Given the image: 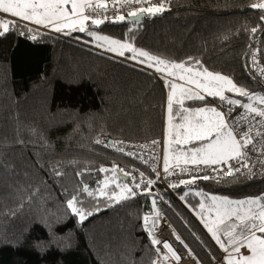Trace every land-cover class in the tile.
Wrapping results in <instances>:
<instances>
[{
    "label": "trees",
    "instance_id": "trees-1",
    "mask_svg": "<svg viewBox=\"0 0 264 264\" xmlns=\"http://www.w3.org/2000/svg\"><path fill=\"white\" fill-rule=\"evenodd\" d=\"M252 2L178 0L160 15H143L139 24L126 19L87 26L97 35L127 40L174 62L195 58L203 68L232 78L250 93H264L251 61L252 53L264 59V25L255 34L245 30L261 24V13L250 7ZM22 30L24 22L0 37V264H149L156 256L143 228V217L155 216L149 196L115 203L99 190L107 179L108 194L118 193L116 185L128 183L137 170L152 176L95 141L159 140L166 98L163 80L128 63L129 53L115 56L92 45L95 40L86 33L66 35L41 27L28 34L36 35L32 40L21 36ZM208 103L219 101L208 98ZM56 166L63 176H54ZM10 184L40 188L32 206L15 217L6 214L15 207ZM81 185L94 193L83 194L85 205L98 204L102 210L77 226L75 219L63 215L62 193ZM189 189L193 192L182 201L180 196ZM151 191L158 198L160 216L169 220L195 260L220 264L218 248L193 216L199 198L195 193L257 197L264 195V175L197 181L172 192L156 183ZM41 215L50 221V229L36 222ZM37 241L45 247L34 248Z\"/></svg>",
    "mask_w": 264,
    "mask_h": 264
},
{
    "label": "snow or ice",
    "instance_id": "snow-or-ice-1",
    "mask_svg": "<svg viewBox=\"0 0 264 264\" xmlns=\"http://www.w3.org/2000/svg\"><path fill=\"white\" fill-rule=\"evenodd\" d=\"M168 2L169 0H160V3L157 4L154 0H113V7L116 5L124 7L134 3L147 6L129 11L127 17L119 14L117 9V14L114 17H109L104 14L110 11L107 3H97L95 0H0V14H4V18H0V37L20 28V22H26V31L22 30L19 34L32 40L37 39L36 35L28 34L38 31L41 27L66 35L71 34L72 31H79L94 37L96 41H103L107 45L106 51L120 57H125L126 53H129L127 59L137 61L161 74V79L164 80L165 88L168 90L165 102L166 127L163 140L162 171L165 178L177 174V169L180 173L188 174L187 179H180L176 183L169 182L168 187L175 189L181 185H195L198 180L215 179L209 174L201 175V172H215L224 178L229 175L235 177L241 173V169H247L248 173L255 175L252 168L249 167V160L252 152L259 151L261 155H264V107L257 106V104L264 105V95L250 93L245 88L238 86L232 78L208 71L195 58L189 57L185 61L174 62L142 48H136L127 40L122 42L106 35H97L91 27L87 26L89 22L91 26L98 27L106 21L122 23L126 19L139 24L138 17L140 15L152 17L161 14L166 10ZM250 7L261 13L259 16L261 24L251 29H245L255 34L262 30L261 26L264 25V0H254L250 3ZM97 10L101 11V16L95 15ZM29 24L38 27L33 29L28 27ZM66 29L69 31L65 32ZM98 46L103 47L104 45L98 44ZM251 47L250 45L249 48ZM252 56L253 63H256V54L252 53ZM261 73L264 74V69H261ZM226 93L235 94L243 99L234 98ZM208 98L218 99L219 103L210 104ZM185 101L203 102L204 106L186 107ZM174 118L175 123L173 122ZM95 143L103 144L104 142L97 139ZM119 144L123 145L124 142L121 141ZM158 144L160 141H151L152 146ZM189 144L196 146L187 150L181 149L182 145ZM258 145L261 147L258 148ZM128 147L135 146L128 145ZM139 147L147 148L149 145H140ZM117 150L126 151L123 146L118 147ZM170 153L175 161L174 164L170 163ZM127 154L137 155L131 151H128ZM260 163L264 165V159ZM117 170L116 166L111 169L113 173H116ZM52 171L55 177L64 175L59 170V166L54 167ZM100 171L107 172L109 170L100 168ZM152 171L155 173V179L149 178L144 172L137 170V175L132 176L128 183L123 186L116 185L120 188L118 193L113 190L111 194H108L106 190L109 182L105 179L102 182L104 187L99 190L100 195L107 196L108 201L115 203L126 201L140 194L147 195L151 199L152 212L155 217H159L160 212L156 207L158 198L152 194L151 190L161 178V174L155 167ZM123 174L131 175L127 172ZM80 175L81 173H76V176ZM9 188L11 190L9 195L14 197L15 207L6 214L12 217L18 215L26 207H31L34 199L40 194V188H33L31 184L26 187L10 184ZM191 190L189 189V191ZM84 193L88 197L94 196L87 185H81L72 191L65 189L62 193L65 197L63 215L75 219L77 226L83 225L89 217L102 210L98 204L87 207L84 202ZM195 194L203 199L198 205V210L196 207H192V211L224 253L220 264H264V195L246 199H230L228 196L209 195L202 191H196ZM187 195L188 192H185L180 196V199L184 201ZM159 199H163V197H159ZM107 206L111 207L112 204ZM36 222L45 228H51L50 221L43 215ZM157 224L158 219L149 215L143 217V228L150 237V247L156 253L149 264H161V261L168 259L167 254L163 253L157 245H162V248L167 249V253H170L172 258L179 260L180 257L168 241H162L155 237L152 229ZM175 238L188 249L187 244L179 236ZM51 239L54 242V234ZM33 247L40 249L45 245L37 241ZM188 253L189 256H192L191 249H188ZM193 259H195L194 256ZM197 264H200L198 260Z\"/></svg>",
    "mask_w": 264,
    "mask_h": 264
},
{
    "label": "built area",
    "instance_id": "built-area-1",
    "mask_svg": "<svg viewBox=\"0 0 264 264\" xmlns=\"http://www.w3.org/2000/svg\"><path fill=\"white\" fill-rule=\"evenodd\" d=\"M174 1H178V0H169L168 3H166V5L174 2ZM95 2L99 3V2H104L107 3V5L109 6L110 11L107 13H104L105 15H108L109 17H114L117 14V9L119 10V14H123V15H127V13L129 11L138 9L142 6H147V5H141V4H132V5H128V6H124V7H120L119 5H116L115 7H113V0H95ZM155 3L159 4L160 0H154ZM96 16H101V11L97 10L95 13ZM0 18H2L0 16ZM256 54V53H255ZM251 61L252 64L254 66L253 68V72L255 74V76L264 83V74L261 73V69H264V59L261 58V56H259L258 54H256V63H253V56H251ZM128 63L134 65V66H139L140 68L150 72L151 74L155 75V76H159V73H156L154 71V69L148 68L146 65H141L139 64L137 61H133V60H129ZM258 107H264V105H259L257 104ZM260 119V118H257ZM255 122V121H254ZM100 140H102L104 143L100 144L103 147L111 150V151H115L123 156H125L128 159H131L135 162H137L138 164H140L142 167H144L152 176L153 179H155V173H153L152 169L153 167H155L157 169V171L160 172L161 174V178L157 181V184L161 185L162 187H164L167 191L172 192L174 189L168 187L169 182L172 183H176L178 182L180 179H187L188 178V174L187 173H180L179 169H177V174H174L170 177L165 178L162 168H163V163H162V152H163V143L162 140L159 139L157 141H160V144L152 146L151 145V141L153 140H147V141H126V140H107L106 138H101ZM123 141L124 144L120 145L119 142ZM115 142V143H114ZM128 145H133L135 147H131L129 148ZM140 145H149V147L147 148H140ZM125 147L126 151L125 152H120L117 150L118 147ZM261 147L260 145H258V148ZM128 151H131L133 153H136L137 155H133L130 156L127 154ZM251 155V159L249 160V167L252 168L253 173H255V175H252L250 173H248L247 169H241V173L237 174L235 177H247V178H253V177H258L260 175H264V165H261L260 161L262 159H264V155H261L259 153V151L257 152H252L250 153ZM253 165H255V167H253ZM239 166V165H237ZM191 167V166H189ZM217 167H221V166H217ZM201 175L203 174H209L210 176H214L215 179H210L207 181H211V180H220L223 179L221 178V176L218 173L215 172H201ZM136 174H134V176H136ZM229 177H233L231 175L224 177V178H229ZM198 181H204V180H198ZM184 185H181L180 187H182ZM179 188V187H177ZM152 218L154 219H158V224L156 225V227H154L152 230L155 234V237L159 240L162 241H168L173 249L175 250V252L177 253V255L180 257L179 260H176L174 258H172L170 253H167V249H163L162 245H157V247L161 248V251L163 253H166L168 256V259L166 260V262L168 264H197V261L195 259H193V256H189L188 250L178 241L176 240V236H178L177 232L171 227L170 222L167 218L163 217V216H159V217H155L153 216ZM151 224V221H150Z\"/></svg>",
    "mask_w": 264,
    "mask_h": 264
},
{
    "label": "crops",
    "instance_id": "crops-1",
    "mask_svg": "<svg viewBox=\"0 0 264 264\" xmlns=\"http://www.w3.org/2000/svg\"><path fill=\"white\" fill-rule=\"evenodd\" d=\"M159 76H160V78H161V74H159ZM163 80V79H162ZM163 83H164V86H165V82H164V80H163ZM180 83H182V82H180ZM167 89H166V97H167ZM165 102H166V98H165ZM189 102H191V101H185V106L186 107H190V108H192V107H200V106H204V105H202V104H198L199 103V101H196V103H194L193 105H189ZM178 107V106H177ZM165 120H166V110H165V108H164V121H163V132H162V143H163V140H164V132H165V127H166V123H165ZM174 123L176 122V120H175V118H174V121H173ZM193 146H196L195 144H189V145H182L181 146V149H183V150H187V149H189V148H191V147H193ZM174 148L176 147L175 145L173 146ZM177 151H179L180 149H176ZM170 163L171 164H174L175 163V161H174V159L172 158V154L170 153ZM202 197H200L199 196V198H198V200H196V202L194 203V206H192V207H196L197 208V210H198V205H199V203L202 201ZM207 203V202H206ZM193 212V211H192ZM193 216L195 217V219L197 220V222L199 223V225L202 227V229L204 230V232L207 234V236L211 239V241L215 244V242H214V240H212V238H211V236H210V234L207 232V230L204 228V226H203V224L200 222V220H199V218L197 217V215L193 212ZM216 245V244H215ZM216 247L218 248V250H219V252H220V254H221V259L223 258V256H224V253L219 249V247H218V245H216Z\"/></svg>",
    "mask_w": 264,
    "mask_h": 264
},
{
    "label": "rangeland",
    "instance_id": "rangeland-1",
    "mask_svg": "<svg viewBox=\"0 0 264 264\" xmlns=\"http://www.w3.org/2000/svg\"><path fill=\"white\" fill-rule=\"evenodd\" d=\"M162 14V13H161ZM157 15H160V14H156L155 16H157ZM0 16L2 17V18H4V14H0ZM147 17H149L148 15H146ZM155 16H152V17H155ZM127 17V16H126ZM151 17V18H152ZM24 23H26V22H24ZM29 25H31V24H29ZM35 26V25H34ZM69 30L68 29H66L65 30V32H68ZM72 32H79V31H72ZM81 33V32H80ZM61 34H64V33H61ZM67 35H70V34H67ZM94 38V37H93ZM94 40H95V38H94ZM98 44L99 45H104L103 47H101V46H98ZM92 45H94V46H96V47H98V48H100L101 50H103V51H105V52H107V53H109V54H111V55H115V54H113V53H111V52H108V51H106V47H107V45H105L104 44V42L103 41H94L93 43H92ZM115 56H117V55H115ZM259 94H261V95H264V93H259ZM226 95H229V96H232V97H234V98H240V97H238V96H236L235 94H229V93H226ZM240 99H243V98H240ZM160 139L162 140V137H160ZM162 148H163V152H162V156H163V154H164V147L162 146ZM163 158V157H162ZM162 163H163V160H162ZM111 183H109V185H110ZM184 186H187V185H184ZM104 187V185H102V188ZM109 187V186H108ZM187 192H193V190H191V191H187ZM161 264H168L166 261H161Z\"/></svg>",
    "mask_w": 264,
    "mask_h": 264
},
{
    "label": "water",
    "instance_id": "water-1",
    "mask_svg": "<svg viewBox=\"0 0 264 264\" xmlns=\"http://www.w3.org/2000/svg\"><path fill=\"white\" fill-rule=\"evenodd\" d=\"M138 19H139V21L141 22L142 19H143V15H140V16L138 17ZM128 20L131 21L130 19H128ZM117 175H118L119 178H121V180H123V181H127V177H126V176H123V175H121L120 173H117Z\"/></svg>",
    "mask_w": 264,
    "mask_h": 264
}]
</instances>
